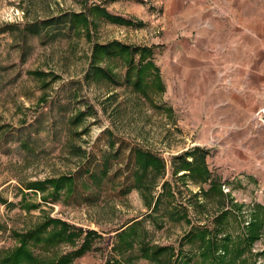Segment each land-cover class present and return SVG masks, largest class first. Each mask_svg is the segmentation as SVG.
Segmentation results:
<instances>
[{"label":"rangeland","instance_id":"rangeland-1","mask_svg":"<svg viewBox=\"0 0 264 264\" xmlns=\"http://www.w3.org/2000/svg\"><path fill=\"white\" fill-rule=\"evenodd\" d=\"M164 2L0 0V251L17 246L10 231L24 232L49 218L99 235L91 250L70 264H104L108 259L125 264L217 263L223 259L218 247L201 257L199 232L217 242L226 234L233 244L243 236L252 211L260 208L264 221L262 185L243 178L221 180L225 172L214 165L213 142L217 136L223 139L221 132L232 119L230 113L213 109L222 96L207 95L206 88L194 85L215 75L207 70L209 53L203 51L202 39L194 47L183 19L176 26L170 15H163ZM93 7L143 26L106 23L90 12ZM79 13L91 23L87 31L73 23ZM196 26L200 33V19ZM112 41L152 48L164 91L151 94V102L123 83L121 60L101 62L111 67L115 83L86 78L93 43ZM194 147L208 151L205 163L221 194H205L208 183L195 185L178 172L179 157ZM136 148L165 162L164 175L144 182L147 187L156 184L153 189L133 188ZM101 170L106 176L96 183L90 175ZM67 175L74 179V192L67 198L60 193L57 200L44 202L42 195L50 190L23 189L27 183ZM163 182V204L152 211ZM23 200L37 208L22 209ZM223 211L225 218L216 222ZM136 222L139 232H145L140 245L122 254L112 252L116 235ZM144 246L165 251L156 260L142 258ZM73 249L59 245L49 253H33L49 260ZM243 258L247 264H264V229Z\"/></svg>","mask_w":264,"mask_h":264},{"label":"trees","instance_id":"trees-1","mask_svg":"<svg viewBox=\"0 0 264 264\" xmlns=\"http://www.w3.org/2000/svg\"><path fill=\"white\" fill-rule=\"evenodd\" d=\"M90 10L91 13H94L96 17L106 23L108 22L121 27L143 26L141 21L134 23L130 19L110 14L107 10L100 7H93ZM74 18V25H81L84 27V31H87L89 26H91V23H89L86 15L83 13L77 14ZM90 54L89 70L86 73V78L88 80L92 82L103 81L106 83H115L113 70L110 66H103L101 62L108 59H118L125 65L123 83L128 86L133 93L151 102V94H161L164 91L159 68L152 62V48L143 46L130 47L112 41L107 42V44L93 43ZM135 58L138 59L136 64H134ZM34 74L37 75L36 73ZM207 153L208 151L202 147H194L185 151V153L179 157L181 163L180 167H178V169L180 168L178 172H184L185 176H188L195 185L208 183L210 187L204 192L205 194H221L220 186L211 178L210 171L207 169L204 159ZM133 158L135 167L133 172V188L139 190L143 189L144 191L155 188L156 184L155 186L152 184L151 187H147L144 182L146 178L164 175V160L143 148H136L133 151ZM188 158H191V160H188ZM105 176V171L101 170L99 175H90V178L98 183L100 179L102 180ZM165 186L166 182H163L161 184V187H163L162 194H158L157 197L152 200V211L157 210L160 204H163L162 200ZM23 189L36 193L41 192L42 194L50 190V194L42 195V200L44 202L47 200L53 202L58 199L60 193H63L65 198L73 194L74 179L69 175L61 176L52 180L27 183L24 185ZM20 206L25 210L37 208V205L27 203L25 200H23ZM170 215L172 216L173 212H170ZM175 216L178 217H175L177 220L184 218L183 215ZM225 216L226 213L223 211L215 218V221L220 222ZM138 226L139 224L136 222L128 229L120 231L116 235L117 242L114 243L112 252L122 254L127 252L125 250L133 248L132 245H140L139 242L143 240L145 232H139ZM1 228L0 225V230ZM244 229L245 232L243 236L233 244H229L230 238L226 234L223 235L224 240H222V242L220 240L217 242L215 236L206 237V231L199 232L197 237L199 241L198 245L200 249L203 250L201 257H209L210 254L212 255L217 251L216 247H218L219 253L223 258L217 263H213L214 260H212V262H207L205 264H247L243 256L250 251L254 243L259 240L264 229L263 213H261L260 208L259 212L252 211L250 213ZM10 236L17 241V246L9 248V250L0 251V264H70L73 260L82 257L86 252L90 251L95 239L99 238V235L94 231L81 232V230L69 223L67 224L66 222L49 218L45 219L44 222L38 223V225L33 228L24 230V232L19 233L10 231ZM77 242H79V245L75 247ZM59 245H70L74 247V249L49 260H44L40 255L37 256L33 253L34 249L49 253ZM164 251V247L151 249L144 246L140 249L139 255L142 258L156 260ZM126 262V264H129L128 261ZM103 263L125 264L117 259H108Z\"/></svg>","mask_w":264,"mask_h":264},{"label":"crops","instance_id":"crops-1","mask_svg":"<svg viewBox=\"0 0 264 264\" xmlns=\"http://www.w3.org/2000/svg\"><path fill=\"white\" fill-rule=\"evenodd\" d=\"M163 7L176 26L186 22L194 47L202 39L207 70L215 75L194 85L222 96L213 109L230 113L223 139L215 137L211 150L215 167L225 172L221 180L243 178L264 189V125L253 121L264 108V0H166Z\"/></svg>","mask_w":264,"mask_h":264},{"label":"built area","instance_id":"built-area-1","mask_svg":"<svg viewBox=\"0 0 264 264\" xmlns=\"http://www.w3.org/2000/svg\"><path fill=\"white\" fill-rule=\"evenodd\" d=\"M253 121L258 126L264 125V108H260L257 112L254 113Z\"/></svg>","mask_w":264,"mask_h":264}]
</instances>
